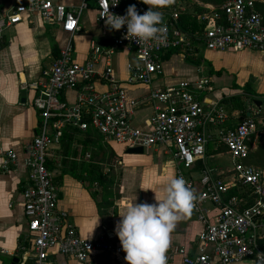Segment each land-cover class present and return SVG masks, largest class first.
Returning <instances> with one entry per match:
<instances>
[{
  "label": "built area",
  "instance_id": "2783aa9c",
  "mask_svg": "<svg viewBox=\"0 0 264 264\" xmlns=\"http://www.w3.org/2000/svg\"><path fill=\"white\" fill-rule=\"evenodd\" d=\"M264 0H225L220 6H209L200 12L198 20L205 24L204 45L209 50H254L264 53V15L256 9V2ZM99 22L113 33V47L126 46L136 53L137 63L131 65L130 81L151 84L164 73L162 55L190 44L189 33L177 24L182 7L169 4L156 9L162 14L165 31L160 39L135 41L125 38L127 26L120 30L106 24L107 15H126L135 5L138 14L149 6L143 0H95ZM118 2L116 5H111ZM88 7L85 0L78 8L67 7L53 0H24L0 17V49L4 32L23 20L22 11H38L49 24H58L73 35L81 29L80 13ZM71 43L63 47L45 76L31 84L36 96L34 105L39 111L40 126L32 143L26 149L24 164L29 183L23 190L24 212L28 219L29 236L33 244V264H56L53 254L76 259L80 264H93L94 252L104 251L126 255L122 245L108 235L96 239L82 238L65 214L57 210L59 187L48 165L50 147L58 143L67 127L80 130L96 129L106 140L127 148L154 146L173 147L178 161L177 177L185 180L194 193L192 210L202 230L197 236V250L191 253L183 246H169L166 264L179 259L183 264H241L250 260L260 264L264 253V169L249 165L246 160L252 142L261 136L258 122L245 117L229 124V112L221 100L203 99L197 91H206L207 79L195 86L188 82L153 88L148 99L153 102L150 128L133 125V109L128 108L126 92L113 68L106 64L98 71L95 63L105 52L99 43L90 44L91 58L86 62L74 59ZM113 49L105 52L108 56ZM99 76L109 83L103 93L94 90L93 79ZM81 86L79 89L78 87ZM77 88V100L68 103L62 98L66 89ZM138 100L131 101L136 107ZM211 144L224 147L233 167L226 173L217 166L206 165L198 180L191 170L207 158ZM1 166L8 169L18 155L7 150ZM189 171V172H188ZM223 175H229L226 180ZM248 186L239 195H230L232 187ZM216 214L210 215V208Z\"/></svg>",
  "mask_w": 264,
  "mask_h": 264
},
{
  "label": "crops",
  "instance_id": "0c3cea01",
  "mask_svg": "<svg viewBox=\"0 0 264 264\" xmlns=\"http://www.w3.org/2000/svg\"><path fill=\"white\" fill-rule=\"evenodd\" d=\"M53 1L78 8L85 0ZM86 1L88 7L79 17L81 29L73 35L64 32L58 24L46 23L40 12L27 10L22 11L23 20L20 23L4 32L0 49V264L34 263L33 244L22 194L29 183L24 164L26 149L40 126L39 111L34 105L36 93L31 84L45 76L61 49L69 43L74 47V59L79 62L90 60L92 41L99 43L105 52L113 49L110 56L104 52L95 66L101 71L106 64L111 65L126 92L128 108L133 109L132 122L136 127L150 128L154 107L148 95L153 88L181 82L195 86L204 78L208 80L206 91H197L202 99L207 97L221 100L229 112V124L239 120L237 117L242 110L232 108L224 101L232 98L242 100L246 107V117L257 120L261 136H264V53L249 49L215 51L207 49L203 43L198 47L194 45L193 54L202 56L200 64L188 61L184 49H181L180 53L173 52L163 60L164 73L151 84L131 82V65L137 63L135 51L126 46L113 47V33L99 22L95 0ZM23 2L24 0H0V17ZM176 2L182 10L188 9L182 0H171L170 5H175ZM209 6L203 8L207 9ZM188 10L196 13L198 20L197 14L200 12ZM189 41L192 43V38ZM204 50L208 52L203 53ZM223 81L228 83L223 84ZM92 86L99 93L109 89V83L99 76L93 79ZM78 89L64 90L62 99L75 103ZM133 100L139 101L136 107L131 105ZM256 100L262 102L260 107L256 105ZM258 114L260 117H255ZM70 129H76L77 132L73 133L66 154L65 149L64 153L62 149V137ZM64 132L60 141L51 145L48 161L59 187L58 212L66 215L68 222L75 226L82 238L93 240L108 235L114 243L121 245L115 232L116 225L121 220L120 214L134 203H157L155 195L159 196L167 182L177 177L178 161L172 154L173 147L154 146L144 150L142 154L127 153V147L106 140L94 128L80 130L67 127ZM258 141L252 142L251 150L257 148ZM209 149L211 154L194 165L191 172L188 171L196 180L206 165L217 166L226 173L233 167L225 148L219 151L220 147L211 144ZM7 150L15 151L18 160L5 169L1 163ZM222 154L228 155L229 164L212 160L216 155ZM246 162L264 169L249 163L248 158ZM93 167L104 175L102 181L93 179L90 174ZM223 177L229 179V175ZM216 212L214 207L210 208L212 217ZM201 230L202 224L191 209L190 213L176 223L170 234L169 246H183L195 253L197 236ZM124 257L99 251L94 252L90 259L93 264H127ZM53 259L56 264H80L76 259L62 254L54 253ZM170 264L183 263L177 259ZM241 264L255 263L246 260Z\"/></svg>",
  "mask_w": 264,
  "mask_h": 264
},
{
  "label": "clouds",
  "instance_id": "9594fccd",
  "mask_svg": "<svg viewBox=\"0 0 264 264\" xmlns=\"http://www.w3.org/2000/svg\"><path fill=\"white\" fill-rule=\"evenodd\" d=\"M170 2L143 0L149 6L144 14H138L133 4L124 16L109 13L106 24L115 30L126 25L125 38L141 42L158 40L165 29L161 26L162 14L156 9ZM155 199L157 203L154 204H131L120 214L115 232L126 253L127 264H166L170 234L176 223L190 213L195 196L182 177H175L167 182L159 196L155 195ZM260 264H264V253L260 254Z\"/></svg>",
  "mask_w": 264,
  "mask_h": 264
},
{
  "label": "trees",
  "instance_id": "16d2710c",
  "mask_svg": "<svg viewBox=\"0 0 264 264\" xmlns=\"http://www.w3.org/2000/svg\"><path fill=\"white\" fill-rule=\"evenodd\" d=\"M208 3H219L222 4L224 3L225 0H202ZM169 6H178L180 7V4L178 2L174 4L169 3ZM256 9L261 12L264 15V1H257L256 4ZM204 11L206 10L203 7L197 6L196 7V11ZM196 13L190 12L188 9L186 10H181L180 14H179V19L177 21V24L179 26V28L187 33H189L190 38H192V43L188 44L185 47H178V48H173L167 52H165L162 55V59L165 60L167 58H169V56L173 53H180L181 49H184V54L187 58L188 61L195 63V64H200L201 60H202V56H196L195 54H193L194 52V45L195 47H198L199 45L202 46L204 41H203V33L205 31V24L198 21L195 17ZM224 103H226V105L230 104L232 106V108H240L242 110V113L239 117H237V119L241 120L243 118L246 117V113L244 112L246 107L245 104L243 103L242 100L238 99V98H232L230 100H225ZM238 120V121H239ZM238 121L234 120L231 123L232 124H236ZM230 123V124H231ZM74 132H77L76 129H70L64 132V135L62 137V147L65 149V152H67L66 150L68 149L69 146V141H71L73 139L72 135ZM221 149H219V151L223 150L222 148L224 147H220ZM211 150L209 149L207 152V155L211 154ZM201 163V161H199ZM248 162L252 163L256 166H264V144H260L257 148L253 149L250 151L249 155H248ZM91 175L93 176L94 180H99L102 181V179L104 178V175L98 170V168L93 167L92 170L90 171ZM95 173L97 174V176H95ZM248 189V186H244L241 188H235L232 187L229 194L230 195H239L240 192L242 191H246ZM261 246L264 248V241L261 242Z\"/></svg>",
  "mask_w": 264,
  "mask_h": 264
},
{
  "label": "rangeland",
  "instance_id": "374dc122",
  "mask_svg": "<svg viewBox=\"0 0 264 264\" xmlns=\"http://www.w3.org/2000/svg\"><path fill=\"white\" fill-rule=\"evenodd\" d=\"M183 2H184V4L187 6V8L188 9H195L196 10V7L197 6H200V7H206V6H208V5H210V6H220L221 4H219V3H208V2H205V1H202V0H182ZM206 5V6H205ZM205 52H208V51H206V50H204L203 51V53H205ZM228 83V81H223V84H227ZM60 98H62V97H60ZM262 115L264 116V111H262ZM261 128H262V126H260ZM258 144H257V147L260 145V144H264V136H260L259 138H258ZM63 149V153H64V148H62ZM68 152H66V154H67ZM214 157V156H213ZM219 160V161H223V162H225V163H228V161H229V157H228V155L227 154H222V155H216V157H214V158H212V160L214 161V160ZM229 164V163H228ZM261 167H263L264 168V166H261Z\"/></svg>",
  "mask_w": 264,
  "mask_h": 264
},
{
  "label": "water",
  "instance_id": "95a60500",
  "mask_svg": "<svg viewBox=\"0 0 264 264\" xmlns=\"http://www.w3.org/2000/svg\"><path fill=\"white\" fill-rule=\"evenodd\" d=\"M257 106H261L262 102L261 101H255ZM248 116H250V113H248ZM255 117H260V114L255 115ZM127 153H136V154H142L144 153V149L142 147H134V148H127Z\"/></svg>",
  "mask_w": 264,
  "mask_h": 264
}]
</instances>
